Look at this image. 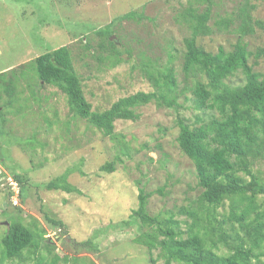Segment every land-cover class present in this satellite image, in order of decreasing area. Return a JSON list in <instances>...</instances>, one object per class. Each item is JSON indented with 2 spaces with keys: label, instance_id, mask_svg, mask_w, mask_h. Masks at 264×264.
I'll list each match as a JSON object with an SVG mask.
<instances>
[{
  "label": "rangeland",
  "instance_id": "374dc122",
  "mask_svg": "<svg viewBox=\"0 0 264 264\" xmlns=\"http://www.w3.org/2000/svg\"><path fill=\"white\" fill-rule=\"evenodd\" d=\"M209 3L211 33L200 37L199 45L214 53L219 47L231 51L239 40L236 29L248 6L246 0H0V73L8 79L13 72L14 78L13 96L0 94V264L24 260H2V238L10 219L25 224L38 220L47 231L46 241L55 247L49 253L41 246L37 258L24 264H37L43 254L48 261L55 255L64 258L57 264H166L159 250L150 256L146 247L134 242L142 233H151V228L119 224L138 208L140 189L150 194L151 216L165 218L163 214L172 211L179 217L180 209L196 210L199 205L195 168L179 149L177 137L179 120L198 127L219 116L196 108L194 80H185L182 70L184 39L192 33L185 15L201 14ZM250 5L253 22L264 23V0H252ZM131 11L143 18L121 19ZM104 28L111 31L117 54L108 35L100 32ZM243 41L250 52L264 48V30L255 28ZM62 46L72 53L93 112H103L121 98L153 92L142 70V63L149 60L159 70L175 68L176 105L166 108L152 102L137 110V121L115 122V140L104 136L88 119L75 117L66 95L41 85L33 71L39 56ZM118 53H123L120 65L99 60L109 55L115 59ZM250 65L264 73V58H251ZM230 83L242 84L244 77L237 73ZM107 164H113V172L101 170ZM67 170H73L69 182L82 194L43 189V184ZM254 170H260L264 179L263 160L255 161ZM14 174L26 186L25 201L18 200V205L14 203L17 192L10 185ZM231 207L227 200L217 209L219 221L229 217ZM46 216L63 222L67 234L60 235ZM231 225L223 227L231 239L236 231L242 237L239 225L236 231ZM90 239L96 246L93 252H76L71 246L73 240ZM253 264H264V258Z\"/></svg>",
  "mask_w": 264,
  "mask_h": 264
},
{
  "label": "trees",
  "instance_id": "16d2710c",
  "mask_svg": "<svg viewBox=\"0 0 264 264\" xmlns=\"http://www.w3.org/2000/svg\"><path fill=\"white\" fill-rule=\"evenodd\" d=\"M246 1L248 6L243 9V19L240 18L241 24L236 29L239 40L231 51L219 47L214 53L199 45V38L211 33L207 26L212 13L211 3L201 14L185 15L192 31L191 36L184 39L182 70L185 80H194L191 91L196 108L219 114L210 123L198 127H192L182 119L178 121V147L194 165L198 180V207L196 210L180 209L179 217L172 211L165 212V218L151 216L147 210L150 194L140 189L138 208L132 212L129 220L119 224L122 228L132 224H139L141 229L151 228V233H142L134 242L146 247L150 256L159 250V257H163L166 264H253V261L260 262L264 258V179L258 174L260 170H254L257 159L264 161V73L256 72L250 65L251 58H264V48L253 53L243 41L244 37L255 33V28L264 30V23L253 22L251 12L254 6L250 5L252 0ZM134 18L143 17L131 11L121 19ZM222 25L227 27L228 23L223 22ZM100 32L108 35L109 45L117 54L116 42L110 39L111 31L104 28ZM77 34L74 33V36L77 37ZM127 53L130 54V50ZM122 55L118 53L115 59L109 55L99 60L117 66L123 61ZM34 63L33 71L41 85L58 88L66 95L75 117L88 119L104 136L113 140L117 138L115 122L137 121L139 108L152 102L166 108L176 105L179 82L174 67L159 70L150 60L142 63L143 73L154 91L121 98L109 109L93 112L84 95L68 46L49 50ZM12 73L8 79L0 73V94L3 92L13 96L10 95L14 81ZM237 73L244 77V83L233 85L230 79ZM10 101L12 99L8 106L12 103ZM101 170L113 172V164L104 165ZM72 172L67 170L60 177L43 184V189L82 194L69 182ZM14 180L19 187L18 198L22 203L26 197L25 181L19 174H14ZM227 200L231 201L232 206L229 217L219 221L217 209ZM46 220L60 235L67 234L63 222L49 216H46ZM7 221L9 228L2 238V260L24 259L16 263L24 264L31 258H37L43 245L49 253L55 250L46 241L47 231L38 220L34 219L30 224L20 219ZM231 222L234 231L238 230L239 225L244 233L242 237L236 231L234 233L237 235L231 239L223 229ZM73 241L71 246L76 252L96 250L91 239L82 243ZM223 248L227 253L222 252ZM63 259L55 255L54 259L48 261L43 254L37 264H57Z\"/></svg>",
  "mask_w": 264,
  "mask_h": 264
},
{
  "label": "clouds",
  "instance_id": "9594fccd",
  "mask_svg": "<svg viewBox=\"0 0 264 264\" xmlns=\"http://www.w3.org/2000/svg\"><path fill=\"white\" fill-rule=\"evenodd\" d=\"M10 185H11V187H12V189L15 191V193L17 192V196H16V199H15V201H14V203L16 204V205H18L17 204V201L19 200V198H18V193H19V187H18V185H17V183L16 182H10Z\"/></svg>",
  "mask_w": 264,
  "mask_h": 264
}]
</instances>
